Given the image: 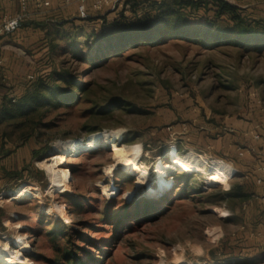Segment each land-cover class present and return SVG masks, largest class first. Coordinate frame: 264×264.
<instances>
[{"label": "rangeland", "instance_id": "374dc122", "mask_svg": "<svg viewBox=\"0 0 264 264\" xmlns=\"http://www.w3.org/2000/svg\"><path fill=\"white\" fill-rule=\"evenodd\" d=\"M146 6H139L140 14L151 10L152 5ZM121 12L111 11L103 21L93 11L92 19L53 18L46 26L48 45L40 44L35 52L31 40L28 46L12 39L4 44L15 59H20L19 51L31 60L35 55L34 73L50 63L66 62L90 85L71 108L50 110L44 118L49 125L41 126L37 135L23 137L25 131L0 124V245L10 239V247L20 250L13 264H264V244L252 245L250 234L257 232L245 227L240 203L226 194L247 173L243 149L235 147L244 139L235 129L262 123L264 48L228 42L205 47L171 38L88 61V33L100 32ZM74 38L82 47L80 58L70 49ZM113 99L121 106L110 107ZM4 130L8 135H2ZM98 130L116 134L92 151H58L66 157L62 166L70 188L50 190L51 179L39 161L52 155L57 141H87ZM47 140L48 154L33 158V149ZM122 145L139 146V157L150 165L149 181L139 185L142 171L125 163L112 174L106 172ZM174 148L208 157V166L216 159L230 163L236 170L230 187L208 185L205 173L182 168L168 171L167 183L160 181L156 160L171 161ZM2 167L24 170L9 176ZM23 184L34 193L12 199L10 191ZM214 227L221 229L219 236L213 235Z\"/></svg>", "mask_w": 264, "mask_h": 264}, {"label": "trees", "instance_id": "16d2710c", "mask_svg": "<svg viewBox=\"0 0 264 264\" xmlns=\"http://www.w3.org/2000/svg\"><path fill=\"white\" fill-rule=\"evenodd\" d=\"M129 2L128 11L132 12L131 16L125 15L122 10L113 21L107 20L100 32L88 33L84 43L89 48L88 61L95 62L128 46L156 44L171 38L193 40L205 47L228 42L238 47L264 48V18L254 17L245 8L228 0H155L150 3L151 10L142 11V14L137 10L140 1ZM110 14L111 12L105 15L96 12L95 16L103 21ZM95 16L86 18L92 19ZM73 41L70 45L71 52L80 58L83 55L81 44L76 38ZM51 44L52 48L56 46L55 39ZM93 52L94 55H91ZM32 74L33 78L26 77L18 90L12 93L7 91L0 97V124L13 125L25 131L21 133L23 137L37 135L41 126L49 125L44 118L50 110L71 108L88 93L90 85L89 82L82 81L80 75L66 62L50 63L46 70ZM109 106L117 107L121 103L118 99H113ZM2 135L6 136L8 132L4 130ZM3 144L2 142L0 153ZM50 150L51 145L47 140L44 146L33 149L32 157L41 158ZM2 168L4 175L9 176L20 174L24 170ZM252 183L253 181L239 182L226 194L236 198L241 206L252 195Z\"/></svg>", "mask_w": 264, "mask_h": 264}, {"label": "crops", "instance_id": "0c3cea01", "mask_svg": "<svg viewBox=\"0 0 264 264\" xmlns=\"http://www.w3.org/2000/svg\"><path fill=\"white\" fill-rule=\"evenodd\" d=\"M48 1V5H44V2ZM72 3H66V0H28V14L21 28L5 37L0 44L2 48L0 57L5 59L4 65L0 66V97L7 91L13 92L18 90V87L22 85L29 73H33L36 67L35 55L33 60L28 56H24L23 51L16 52L20 59L12 57V51L4 45L6 41L13 40L18 45L28 46L29 41L35 42L33 52L42 48L43 44L47 43V23L53 18L66 17L70 15V18L77 17V3L76 0H71ZM140 5H149L155 0H138ZM233 4L239 5L245 8L252 16L258 18H264V0H228ZM147 7V6H146ZM145 7V8H146ZM20 10V0H0V22L5 17L14 16ZM34 38V39H32ZM42 44V46L40 45ZM35 46L37 48H35ZM47 50V47L43 48L38 54ZM23 55V56H22ZM25 60V63L23 62ZM30 63V64H29ZM33 70L29 72V68ZM25 70V71H24ZM24 75V77H22ZM26 76V77H25ZM262 114V123L251 124L250 126L235 127V131L244 139L243 144L235 145L236 149L241 148L244 151V156L247 160L245 162V168L247 173L244 177V182L253 181L251 184L252 195L241 205V208L245 214L244 225L249 227L252 231H256L257 234L263 235V237H255L252 232L250 238L255 244H264V180L261 183L256 181L258 175V167L264 166V110H260ZM233 126H236L235 122H232ZM241 126V125H237ZM258 134V137L255 135ZM232 147V143L229 144ZM243 182V181H241ZM240 182V183H241Z\"/></svg>", "mask_w": 264, "mask_h": 264}, {"label": "bare ground", "instance_id": "6f19581e", "mask_svg": "<svg viewBox=\"0 0 264 264\" xmlns=\"http://www.w3.org/2000/svg\"><path fill=\"white\" fill-rule=\"evenodd\" d=\"M116 132L107 130H98L93 132L87 141L80 140H59L55 144V150L52 155L39 161L41 167L45 168L51 179L50 190H59L65 192L70 188V176L68 171L62 164L66 161V157L62 153L75 154L85 151H92L105 145L107 138L112 137ZM112 140V139H111ZM110 142V141H109ZM61 151L62 153H59ZM171 161L165 162L161 157L156 160L155 171L157 177L163 183H167L166 174L168 171H173L182 168L185 171H197L205 173V180L208 185L218 186L224 185L230 187V180L235 175V167L222 159H216L208 166L209 159L206 156L197 154L194 150L186 153H180L175 148L170 152ZM127 164L131 169L142 171L138 176L137 183L144 184L151 179L150 165L142 161L139 157V146L122 145L113 155V162L106 166L105 170L108 174H112L119 164ZM33 194V189L29 184H23L20 188L10 191L12 199H20L22 195ZM38 195V191H35ZM60 211H63L60 206ZM221 229L213 228V235L219 236ZM19 245H22L21 240H16ZM10 239L0 245V264H13L16 259L21 256L18 248L10 247ZM193 248L201 252L202 247L193 245ZM183 255L175 257L176 260H181Z\"/></svg>", "mask_w": 264, "mask_h": 264}, {"label": "built area", "instance_id": "2783aa9c", "mask_svg": "<svg viewBox=\"0 0 264 264\" xmlns=\"http://www.w3.org/2000/svg\"><path fill=\"white\" fill-rule=\"evenodd\" d=\"M66 3H72L71 0H66ZM77 3V16L79 18H86L90 16V11L93 12H111L124 10L128 12L130 8L129 0H76ZM49 2L45 1L44 5H48ZM28 14V0H20V10L11 17H5L0 22V44L3 39L15 32H17L23 25L26 16ZM5 59L0 57V66L4 65ZM33 74L29 73L27 79H32ZM171 126L168 127V130L171 131ZM182 130L184 132L188 131L187 123L182 124ZM258 137V134L255 135ZM240 154H244L243 150H240ZM236 173V172H235ZM264 180V166L258 167V175L256 176V181L258 183L263 182ZM264 199V198H263ZM255 237L263 236L259 234H253Z\"/></svg>", "mask_w": 264, "mask_h": 264}]
</instances>
